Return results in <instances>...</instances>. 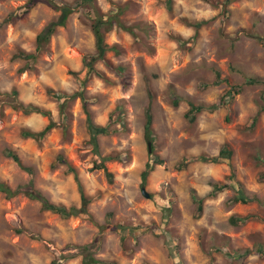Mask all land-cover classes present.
<instances>
[{
	"label": "rangeland",
	"instance_id": "rangeland-1",
	"mask_svg": "<svg viewBox=\"0 0 264 264\" xmlns=\"http://www.w3.org/2000/svg\"><path fill=\"white\" fill-rule=\"evenodd\" d=\"M46 1L26 10L27 0H0V181L21 190L11 198L0 192V264H81L86 254L114 264H264L254 248L264 244V0H92L101 13L122 7L119 19L136 36L114 25L104 34L117 50L93 64L102 77L83 64L95 48L82 6L34 60L14 57L34 52L37 34L60 16ZM198 21L197 29L188 24ZM12 89L15 97L3 94ZM49 90L81 91L92 121L111 132L93 135L79 98L60 113L62 99ZM187 101L217 108L189 121ZM19 102L50 115L12 109ZM148 105L151 141L143 129ZM49 119L55 126L42 140L21 135ZM224 145L229 160L178 166ZM106 155L127 160L104 162L111 180L94 167ZM58 156L75 169L85 194L97 196L86 213L63 218L22 192L36 189L54 204L80 206L74 176ZM155 157L162 162L142 183ZM215 182L229 186L210 196ZM239 187L247 203L233 201ZM194 197L202 199L200 212ZM108 213L126 229L102 230ZM234 216L250 217L233 223ZM136 225L147 231L129 229Z\"/></svg>",
	"mask_w": 264,
	"mask_h": 264
},
{
	"label": "trees",
	"instance_id": "trees-1",
	"mask_svg": "<svg viewBox=\"0 0 264 264\" xmlns=\"http://www.w3.org/2000/svg\"><path fill=\"white\" fill-rule=\"evenodd\" d=\"M40 1L41 0H27L26 10H29L33 5H35L37 2H40ZM43 1H46V0H43ZM167 1L170 2L171 0H167ZM46 2L53 9L60 10V16L58 17V19L56 21L49 22L43 28V30L37 34L36 46H35L34 52H25L22 50H18L14 54V57L22 58V59H29L30 58V59L34 60L36 57V54L41 50V48L44 46V44L49 40L51 34H53L56 27L64 25L68 15L72 12L74 7H76V6H82L86 10L85 14L89 20L90 30L93 34V39H94L95 51L92 54H87L86 56H84L83 64H84V66H86L88 68L89 71H94L98 76L102 77V74L100 72L94 70L93 64L97 61L105 62L104 56L108 50H114V51L117 50L115 46H109L105 43L104 34L107 31L111 30V28L114 25V26L120 27L121 29L130 33L132 36L136 37L133 29L130 26H126L125 24H123V22L119 19V15L123 11V9H122V7H119L118 5L115 6L114 11L101 13L98 10V8L93 4L92 0H77L74 2L73 5H70L68 3H64V4L59 5L55 1H52V0L46 1ZM188 24L197 29L202 24V21L191 22V23L188 22ZM140 25H141L140 23H137V26L140 27ZM108 67L112 68V69L114 68L113 65H111L109 63H108ZM119 68H120L119 70L124 69L123 67H119ZM217 77H219L218 73H217ZM228 93H229V91H228ZM3 94L4 95H12L13 97H15L17 95V93L14 89H12L10 92H4ZM49 94L52 97L56 98L58 101H60L62 99V101H60L58 104L59 112L62 114L64 113L65 106L69 100H72L74 98H79L82 102V106H83L84 111L86 113L87 125H88L90 131L93 133V135L109 134L111 132L107 126H101V125L95 124L92 121L91 116H90V112L87 109L85 97L81 91L80 92L76 91V92H73L71 94H68V93L62 92V91L54 92L52 90H49ZM171 100H172L171 102H172L173 106L178 105L179 98L177 96H175L173 94ZM187 103H188L189 107L184 114H185L186 118H188L189 121H193L195 119L196 115L202 111L212 112L213 110H215L217 108V105H214V104H212V105L211 104L206 105V104H202V103L195 104L191 101H187ZM11 107H12V109H20L24 114H29V113L35 112V113L40 114L41 116L49 117V115H50V112L48 110L41 109V108H39L35 105H32V104H26L25 105V104L19 102L16 104H11ZM262 108H264V107H262ZM151 124H152V113L150 110V106L148 105V107L145 110V121H144V126H143L144 137L147 141H151L153 139V129H152ZM54 126H55V123L49 119L48 123L41 130L32 131L30 129H23L21 131V135L23 137H26V138H32L36 141H40L44 138L45 134L48 131H50ZM94 143H96V142H94ZM6 155L11 157L22 169L26 170L30 174V176H32L33 171L31 170V168L23 166L20 162L18 155L15 152H13L11 150H7ZM231 155H232L231 149L224 145L223 147L220 148V150L218 151V153L216 155L208 156V155L201 154V155L197 156L196 158H193V157L182 158V160L180 161L178 166L180 168H182V167L186 166V164L188 162L193 161V160H199V161L205 162V163H220V162H223L224 160H229L231 158ZM58 160L61 163H65L67 166L66 171L68 173H72L74 176V179L77 183L78 191L80 194V206L77 207V206L71 205L69 207H66V206L61 205V204H54V203L50 202L40 191H38L36 189L25 190L22 192L28 198L39 201L41 204V208L43 210H49V211L55 212L63 218H67V217H71V216H77L80 213H86L88 204L91 203L94 200V198L97 196H87L85 194L83 188H82L81 182L79 180V177H78L75 169L63 157L58 156ZM111 160H118L121 162L127 161L125 158H121V157L113 156V155H106L101 159V161L99 163H96L94 165V167L97 169H103L106 176L109 178V180H111L112 174L106 170L104 162L105 161H111ZM161 162H162V160L159 157H155L153 162H147L145 164V168L141 173L142 183L145 182L147 175L154 168V165L155 164H161ZM30 180H29V183H31ZM211 186H212V188H211L208 195L214 196L217 192H220L223 189L227 188L229 186V184L228 183H216L215 182V183H212ZM0 192L3 193L6 198H11V197L15 196L16 194H18L19 192H21V190L18 187L12 188L9 185H7L6 183L0 181ZM193 199L198 204L197 205V211L200 212L202 209V199L201 198H195V197ZM233 201L234 202L247 203L249 201V199H248V197L244 196L243 192L241 191V189L239 187L238 193L233 196ZM107 215H108V218L105 222L108 221V223L101 224L102 230H104V231H112L113 230L114 231L118 227L126 229V227H121L123 225L120 223L116 224V225H113L112 223H110L109 220H110V217L112 215H111V213H108ZM249 217L250 216H244V217L234 216V217H232L231 222L237 223L239 221H245ZM141 228H142L141 225H136V226H130L129 229L139 230L140 234H143L144 232L147 231V228H145V229H141ZM121 239L122 240L125 239V236L124 235L121 236ZM254 248L261 255L264 254V244L263 243H260V242L257 243ZM81 264H114V262L113 261H104V260L95 258L91 254H86L82 257Z\"/></svg>",
	"mask_w": 264,
	"mask_h": 264
},
{
	"label": "water",
	"instance_id": "water-1",
	"mask_svg": "<svg viewBox=\"0 0 264 264\" xmlns=\"http://www.w3.org/2000/svg\"><path fill=\"white\" fill-rule=\"evenodd\" d=\"M148 149H149V151H150V145L148 144ZM142 192H143V194L146 196V197H148V194L144 191V189H142ZM51 264H54V263H51Z\"/></svg>",
	"mask_w": 264,
	"mask_h": 264
}]
</instances>
